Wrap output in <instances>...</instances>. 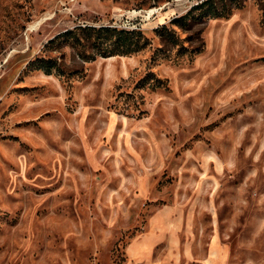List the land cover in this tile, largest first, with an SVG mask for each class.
Masks as SVG:
<instances>
[{"label": "rangeland", "instance_id": "obj_1", "mask_svg": "<svg viewBox=\"0 0 264 264\" xmlns=\"http://www.w3.org/2000/svg\"><path fill=\"white\" fill-rule=\"evenodd\" d=\"M201 1L0 0V264H264V0ZM102 26L147 46L44 45Z\"/></svg>", "mask_w": 264, "mask_h": 264}, {"label": "trees", "instance_id": "obj_2", "mask_svg": "<svg viewBox=\"0 0 264 264\" xmlns=\"http://www.w3.org/2000/svg\"><path fill=\"white\" fill-rule=\"evenodd\" d=\"M230 11V5L226 0H203L198 4L191 6L187 12L174 20L172 24L186 22L189 18V23L192 20H214L224 18ZM196 15H192L193 13ZM170 23V24H171ZM183 26V25H180ZM161 29H165L162 27ZM74 31V32H72ZM72 31H65L60 35L49 39L44 45L57 42L58 40L64 43V39L78 32L81 35V40L71 39L68 46L73 50L74 55L83 62H91L96 58H109L114 56H130L142 51L147 46V41L144 39L139 30L117 29L115 27H76ZM57 43L59 46L61 43ZM48 48V47H47ZM54 64L49 59H43L40 56L35 57L32 61L26 64V68L32 71H38L45 75L58 76L60 71L54 69Z\"/></svg>", "mask_w": 264, "mask_h": 264}]
</instances>
